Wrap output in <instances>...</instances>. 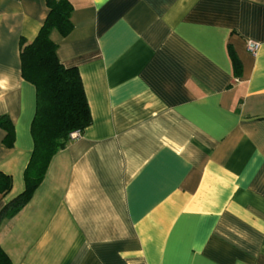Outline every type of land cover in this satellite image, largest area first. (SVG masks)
Here are the masks:
<instances>
[{
	"label": "crops",
	"instance_id": "crops-1",
	"mask_svg": "<svg viewBox=\"0 0 264 264\" xmlns=\"http://www.w3.org/2000/svg\"><path fill=\"white\" fill-rule=\"evenodd\" d=\"M69 1L73 28L51 38L91 123L0 224L12 264H264V0ZM47 11L0 0V115L14 130L5 147L0 128V208L33 148L19 40Z\"/></svg>",
	"mask_w": 264,
	"mask_h": 264
},
{
	"label": "trees",
	"instance_id": "trees-1",
	"mask_svg": "<svg viewBox=\"0 0 264 264\" xmlns=\"http://www.w3.org/2000/svg\"><path fill=\"white\" fill-rule=\"evenodd\" d=\"M48 8L45 19L31 42L19 40L20 71L22 78L35 89L36 104L30 133L33 148L23 170V190L0 208V224L13 217L31 199L42 182L52 156L63 149L70 133L83 130L91 123V116L78 70L64 67L57 56V43L51 33L65 37L73 28V10L69 0H44ZM234 75L240 73V62L230 52ZM4 131L2 144L11 147L14 130L7 116L0 115ZM10 175L0 171V196L11 188ZM0 264H12L0 247Z\"/></svg>",
	"mask_w": 264,
	"mask_h": 264
},
{
	"label": "built area",
	"instance_id": "built-area-1",
	"mask_svg": "<svg viewBox=\"0 0 264 264\" xmlns=\"http://www.w3.org/2000/svg\"><path fill=\"white\" fill-rule=\"evenodd\" d=\"M258 43L252 40H247L245 43V47L247 49L248 52H250L251 54H255L257 49H258ZM81 133H79L78 131H73L70 133V138L73 140L77 137L80 136Z\"/></svg>",
	"mask_w": 264,
	"mask_h": 264
}]
</instances>
